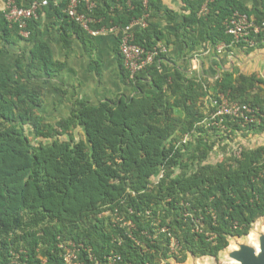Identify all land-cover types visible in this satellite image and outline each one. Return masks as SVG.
Returning a JSON list of instances; mask_svg holds the SVG:
<instances>
[{
	"label": "trees",
	"instance_id": "1",
	"mask_svg": "<svg viewBox=\"0 0 264 264\" xmlns=\"http://www.w3.org/2000/svg\"><path fill=\"white\" fill-rule=\"evenodd\" d=\"M16 1L27 6L33 0ZM68 1L48 0L40 14L63 20L91 47L92 37L64 12ZM96 2L93 14L101 21L94 28L124 27L149 12L148 26L136 31V42L146 49L160 42L169 49L222 42L246 52L264 48V33L253 35L257 44L251 47L233 43L226 25L237 11L261 21L264 2L249 7L242 0H183L189 10L183 16L164 0H149L148 7L141 0ZM158 17L176 29H163L153 20ZM39 18L29 21L32 59L21 56L15 74L0 61V264H11L21 249L27 264H64L58 244L70 239L90 246L101 262L112 252L122 255L121 264L218 259L232 238L250 234L264 218V145L242 147L215 164L207 160L217 138L264 132V78L229 69L208 80L176 64L161 69L171 51L132 78L117 37L121 71L140 93L98 103L73 99L70 115L53 124L40 114L45 92L39 81L58 75L66 63L54 58L38 32ZM0 31V56L11 36L24 39L4 13ZM63 39L67 48L72 36ZM220 94L250 105L261 122L227 118L226 129L208 126L206 102ZM77 126L84 138L73 134ZM28 127L40 139L37 146ZM171 237L179 241L178 253H171Z\"/></svg>",
	"mask_w": 264,
	"mask_h": 264
},
{
	"label": "crops",
	"instance_id": "2",
	"mask_svg": "<svg viewBox=\"0 0 264 264\" xmlns=\"http://www.w3.org/2000/svg\"><path fill=\"white\" fill-rule=\"evenodd\" d=\"M242 1L249 7L262 6L264 2V0ZM164 3L181 16L189 12L185 9L183 0H164ZM5 7L6 0H0V14L4 13ZM39 17L38 32L44 33V39L48 41L54 58L66 63L61 73L52 78L43 75L39 81L45 92V102L40 109V114L46 121L55 124L61 118L68 117L72 110V101L76 98H86L93 103H98L120 95L132 97L140 93L139 89L128 83L121 71L115 34L104 33L92 37L90 38L92 46L88 47L81 38L71 33L70 26L63 24V20L57 19L54 15H48L46 11H43ZM153 20L158 22L163 29L172 31L176 29V25L169 23L166 17ZM136 29L138 30V26ZM66 35L72 36L71 44L67 48L63 42V37ZM160 44L167 46L163 42ZM33 47L34 43L31 40L19 39L17 35H13L9 42L2 43L0 61L9 66L15 74L18 72L17 62L21 56H24L27 61L32 59ZM170 49V59L165 58L162 61L161 69L166 70L168 65L176 64L183 66L185 72L208 80L215 79L223 71L229 69L235 70L237 74L252 75L255 73L264 78V48L246 52L233 45H227L222 49L219 46L186 48L184 44L178 43L171 45ZM81 129L83 131L82 127ZM263 134L264 132L247 136ZM251 232L247 236L250 237ZM232 247L234 246H230Z\"/></svg>",
	"mask_w": 264,
	"mask_h": 264
},
{
	"label": "built area",
	"instance_id": "3",
	"mask_svg": "<svg viewBox=\"0 0 264 264\" xmlns=\"http://www.w3.org/2000/svg\"><path fill=\"white\" fill-rule=\"evenodd\" d=\"M145 7H148L149 0H141ZM48 5V0H33L29 5H18L16 0H6L4 16L11 25H16L19 28L20 34L25 38L31 37L29 29V21L38 19L40 10L43 6ZM98 5L96 0H69L64 12L68 15L71 21L77 23L88 36L97 37L104 33H113L119 38V46L121 55L124 58L125 66L130 71L132 78L138 72L144 70L149 65H152L156 58L162 53H168L170 49L158 44L152 49H146L136 42V26L138 29L148 26L150 19L149 12H145L142 17L135 18L133 21L124 26H111L94 28L93 25L99 20L94 16ZM206 9V8H205ZM227 33L232 36L233 43H244L247 46H256L257 42L253 39V35L264 33V19L257 21L254 15L243 12H235L227 22ZM226 42H222L218 46L222 49L226 47ZM209 116L206 119L208 126L215 125L220 128H225V120L230 118L235 120L241 118L244 124L261 122L262 118L256 114L255 110L247 104L232 102L226 94H220L217 98L208 99ZM128 226L134 227V223L129 220L126 222ZM163 231H168L163 228ZM59 248L63 252L64 264H87L83 258V252H86L91 264H121L123 261L120 253L112 252L105 256V261L101 262L93 254L92 248L87 246L82 241L65 240L60 241ZM180 244L178 239L171 237L170 250L171 253H178ZM26 251L13 252L11 264H27L23 260V255Z\"/></svg>",
	"mask_w": 264,
	"mask_h": 264
},
{
	"label": "rangeland",
	"instance_id": "4",
	"mask_svg": "<svg viewBox=\"0 0 264 264\" xmlns=\"http://www.w3.org/2000/svg\"><path fill=\"white\" fill-rule=\"evenodd\" d=\"M206 106H208V102H206ZM209 112V108H207ZM55 123V122H54ZM27 134L31 138V142L33 145H38V142L40 139H37L35 137L34 132L30 127L27 128ZM73 134L76 136L77 139L84 138V132L82 131L81 127L77 126L75 129H73ZM68 136H65L64 138H67ZM188 137H186V140ZM46 143L50 142V139H43ZM216 144L211 152V154L208 157L207 162L215 164L219 161H222L226 157H228L232 153L240 154L242 147H254L259 144H264V134L263 135H253V136H246V135H237L228 137L227 139H216ZM159 180V176L154 178V182ZM256 229H262L264 230V218L257 221L253 227V231L251 232V236H246L244 238H234L231 240V245L234 246L236 241H253L256 243ZM256 234V235H254ZM229 246V248H230ZM236 264L234 263V260L230 259L227 256L226 252H221L218 259L215 257H203V258H193L190 256L188 260L184 263H178L174 259H170L169 262H163L162 264Z\"/></svg>",
	"mask_w": 264,
	"mask_h": 264
},
{
	"label": "water",
	"instance_id": "5",
	"mask_svg": "<svg viewBox=\"0 0 264 264\" xmlns=\"http://www.w3.org/2000/svg\"><path fill=\"white\" fill-rule=\"evenodd\" d=\"M256 234V243L236 241L234 247L225 250L227 256L236 264H264V230L256 229Z\"/></svg>",
	"mask_w": 264,
	"mask_h": 264
}]
</instances>
